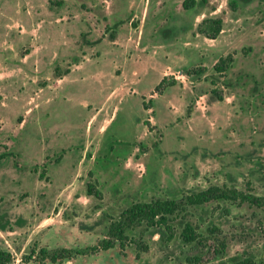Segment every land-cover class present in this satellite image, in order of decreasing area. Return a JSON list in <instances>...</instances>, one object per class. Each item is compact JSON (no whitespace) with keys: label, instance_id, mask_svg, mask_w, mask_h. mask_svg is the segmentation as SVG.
I'll list each match as a JSON object with an SVG mask.
<instances>
[{"label":"rangeland","instance_id":"obj_1","mask_svg":"<svg viewBox=\"0 0 264 264\" xmlns=\"http://www.w3.org/2000/svg\"><path fill=\"white\" fill-rule=\"evenodd\" d=\"M185 1L0 0V250L9 264H51L28 259L40 248L74 254L56 264L264 262V208L225 201L173 216L170 240L142 224L122 245L92 251L136 202L211 185L264 196V0ZM206 18L223 22L214 40L198 33ZM185 223L223 238L225 253L184 243Z\"/></svg>","mask_w":264,"mask_h":264},{"label":"trees","instance_id":"obj_2","mask_svg":"<svg viewBox=\"0 0 264 264\" xmlns=\"http://www.w3.org/2000/svg\"><path fill=\"white\" fill-rule=\"evenodd\" d=\"M189 2L191 3L189 4L188 1L184 2V7L187 9H190L193 1L190 0ZM222 23L220 19H203L197 26L198 33L207 39L214 40L222 30ZM228 63H231V57L227 56L224 59H220L214 65V70L216 72H223ZM191 74L190 71L186 73L189 77ZM164 80L156 87V92L159 91V86ZM219 100L222 99L219 98ZM247 188H250L249 183H247ZM88 193H94L96 196H100L91 186L88 187ZM217 201L231 202L238 205L247 204L250 207L264 208V196H257L251 191H242L237 188H229L225 185H211L206 189L192 191L186 194L181 200L156 199L145 203L136 202L124 209L120 213L118 220L110 222L106 236L92 251L104 252L114 248L116 244L122 245L127 238L126 232L142 224L146 228L162 227L167 232V238L170 240L175 234L173 227L170 225L173 216L185 211L187 207H198ZM0 229L4 231L5 227L0 225ZM208 232L210 235H214L220 231L212 227ZM180 237L184 243L193 244L201 251L208 248L209 251L207 252L211 253L212 258L223 255L226 251V244L223 238L213 237L211 239L210 237H203L189 223H185ZM73 255L70 250L65 248L53 250L40 248L38 251L32 249L28 259H34L39 263L48 261L51 264H56L64 260H70ZM202 258L203 255L188 257L187 262L189 264H201L203 263ZM10 262H12V255L0 250V264H9ZM241 264H264V262L255 263L251 259H245Z\"/></svg>","mask_w":264,"mask_h":264},{"label":"crops","instance_id":"obj_3","mask_svg":"<svg viewBox=\"0 0 264 264\" xmlns=\"http://www.w3.org/2000/svg\"><path fill=\"white\" fill-rule=\"evenodd\" d=\"M114 95H110L109 97H107V99L111 100V98H113Z\"/></svg>","mask_w":264,"mask_h":264}]
</instances>
